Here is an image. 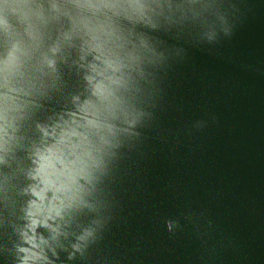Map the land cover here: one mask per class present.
Returning <instances> with one entry per match:
<instances>
[{"label": "water", "instance_id": "95a60500", "mask_svg": "<svg viewBox=\"0 0 264 264\" xmlns=\"http://www.w3.org/2000/svg\"><path fill=\"white\" fill-rule=\"evenodd\" d=\"M0 264H264V0H0Z\"/></svg>", "mask_w": 264, "mask_h": 264}]
</instances>
